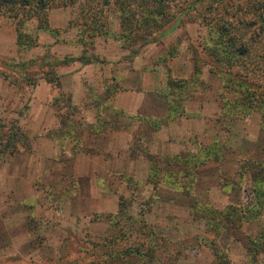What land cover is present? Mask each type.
Returning a JSON list of instances; mask_svg holds the SVG:
<instances>
[{
	"label": "rangeland",
	"instance_id": "obj_1",
	"mask_svg": "<svg viewBox=\"0 0 264 264\" xmlns=\"http://www.w3.org/2000/svg\"><path fill=\"white\" fill-rule=\"evenodd\" d=\"M79 9V5L55 8L52 22L53 10L50 12V27L57 32L38 30L36 19L27 22L25 31L39 39V44L29 49L18 47L15 20L8 16L0 19V124L5 125L2 135L16 124L29 135L33 145L32 149L21 147L16 152L0 150V264L96 263L106 258L110 247L119 249L148 241L150 228L156 234L153 264H213L212 238L227 252L231 264H251L245 237L225 229L210 232L207 218L198 209L206 204L221 210L229 203H251L252 177L246 175L242 179L238 171L244 159L264 157L261 112L255 110L240 116L232 109L235 116H228L224 112L226 92L221 76L210 69V63L202 65V74L195 76V50L204 59V45L210 42L209 28L202 22L185 18L175 30L140 47L134 56L137 65L160 70L158 77L149 72L154 85L165 84L167 67L171 74L175 72L177 80L192 82L188 91L189 114H183L189 118L193 109L202 114L193 131L182 132L177 127V132L169 131V136L164 131L156 134L153 132L159 128L157 123L120 117L108 108L106 121L120 117V125H110L105 135L97 136L89 126L96 119V108L73 111L68 107L69 94L64 93L59 102H53L60 119L65 117L74 124L79 116L82 123L78 127L60 123L61 132L36 133L33 104L42 72L37 71L38 64H32L27 75L34 83L26 82L21 72L25 69L17 70L15 63L82 54L84 47L77 43L78 27L69 22ZM112 27L118 28L116 18ZM122 45L112 37L101 36L95 39L90 51L104 59L117 56L126 67L134 66V60L124 57L130 49ZM138 46L139 42L134 44ZM101 85L94 86V90L99 92ZM109 92L104 90L105 97ZM56 93L58 97L59 91ZM113 128L121 130L117 138L113 137ZM46 137H51V142H46ZM167 137L171 139L165 150L162 139ZM72 139H83V151L75 150ZM215 140L222 147L223 158L196 169L192 194L167 183L157 188L148 183V153L163 156L164 150L196 152L198 147ZM123 202L128 206L118 215ZM142 219L147 223L143 227ZM112 220L118 221L117 227H112ZM262 227L264 211L260 218L243 225L242 230L255 236ZM259 258V264H264V253Z\"/></svg>",
	"mask_w": 264,
	"mask_h": 264
},
{
	"label": "trees",
	"instance_id": "obj_2",
	"mask_svg": "<svg viewBox=\"0 0 264 264\" xmlns=\"http://www.w3.org/2000/svg\"><path fill=\"white\" fill-rule=\"evenodd\" d=\"M78 5L80 9L69 22L72 26L78 27L77 43L84 47L83 53L77 56L66 55L63 58L45 56L30 61H19L15 64L17 70L19 67L25 69L21 70L22 74H25L23 80L26 82L33 80L31 83H34V79L27 75V70L32 64H38L37 71L42 72L39 77L45 78L53 87L60 88L61 75L57 71L60 66L76 61L83 64L104 61L90 51L97 37H112L123 43V48L130 49V53L124 56L125 59L133 61L140 47L157 42L161 36L175 30L185 18L198 20L209 28L210 42L204 45V59L201 58L200 52L195 50V76L202 74V65L210 63V69L222 78V87L226 92L223 94V102L227 106L225 114L247 116L255 110L259 111L262 115L261 130L264 131V0H0V19L8 16L15 20L18 47L29 49L37 46L39 39L38 36L34 37L25 31L27 22L36 19L38 30L57 32L50 27V12L55 8H75ZM115 18L118 20L117 29L112 27ZM138 42L139 46L134 47ZM5 77L9 78L7 75ZM14 81L18 82L17 79ZM118 84L119 81L107 88L110 95L116 91ZM191 86L192 82L189 79L177 80L171 77L168 81L171 107L169 116L165 120L145 118L143 121H153L160 127L171 117L180 115L182 104L189 99L188 91ZM61 96H64L63 92L54 100L59 102ZM68 102V107L75 111L77 108L72 105L70 96ZM232 109L236 110L235 115ZM76 118L77 121L71 124V121H66L65 117H62L61 123L68 122L71 127H78L79 123H82V118L79 116ZM115 123L99 118L92 128L106 129ZM4 127L5 125L0 124L2 152H16L21 147L26 150L33 148L31 138L19 126L12 124L8 134L2 135ZM60 127L56 132H61ZM71 133L72 131L69 134ZM67 137L70 138L69 135ZM73 142L79 149L83 147L80 139ZM148 154L151 162L148 183L153 188L159 187L161 183H167L188 194L193 192L192 186L197 177L196 169L223 158L222 147L217 140L207 146L198 147L196 152L188 150L163 156ZM238 174L242 179L246 175L252 177L251 190L254 198L251 203L240 205L229 203L221 210L206 204L199 206L198 209L201 216L207 218L210 232L219 233L225 229L232 235H243L249 251V261L251 264H259V255L264 253V227L255 236L245 233L242 227L263 215L264 157L244 159ZM127 206L125 202L120 204L117 214H122ZM142 220L143 227L147 223ZM111 225L113 228L117 227L118 221L112 220ZM148 236V241L135 245L119 249L110 247L106 250L105 259L89 264H153L156 234L152 228L149 229ZM210 240L211 246L214 247L213 264H231L227 252L222 250L216 238Z\"/></svg>",
	"mask_w": 264,
	"mask_h": 264
},
{
	"label": "crops",
	"instance_id": "obj_3",
	"mask_svg": "<svg viewBox=\"0 0 264 264\" xmlns=\"http://www.w3.org/2000/svg\"><path fill=\"white\" fill-rule=\"evenodd\" d=\"M53 12L54 10L50 15L51 22L54 16ZM116 57L108 56L104 59V56H100V59L106 60V62L96 61L83 64L76 61L60 66L57 71L61 75V87L57 88V91H59V93L63 92L69 94L72 105L77 109L80 108L84 111V109H89L90 107L96 108V119L92 120L89 126L98 122L99 118L105 119V110L108 108L110 112L122 115L120 117L128 116L132 119H136V121L139 120L140 123H143V119L145 118L165 120L169 116L171 109L168 96L170 91L168 81L171 77L176 78L175 72L171 74V72L167 70L168 74L165 84L160 85V82H158L157 85H154V82H152V80L150 81L151 77L149 72H152V74L157 73V71H160L158 68H148L146 66L137 65V59L134 60V66L126 67L123 60ZM158 75L159 73L156 74L157 77ZM117 81H119V84L116 91H113L112 95L108 93V97H105L104 90L106 91L108 87L114 86ZM101 83V90L99 92L98 90H94V86H99ZM35 88V96L37 97H34L36 101H34L33 104V114L36 120L34 126L37 134L45 135L48 134L50 130L54 131L56 128L60 127V115L53 104L57 96L56 94L58 93H56L57 91L54 90L45 78L39 79ZM189 99L182 104L180 115L171 117V119L159 127L160 129L158 128L157 131L153 133L157 134L158 132L159 134L164 131L169 136V131L176 133L177 127L182 132H188L189 129L193 131V125L200 124L202 114H199V111L194 112L195 109H193V114L189 118L185 117L183 113H188L189 107L191 106V101ZM101 100L104 102L101 103ZM120 117L116 118V123L112 127H115V125L118 127L120 125ZM178 120L184 121V124L179 123ZM106 129H93V134L97 136L100 134L105 135ZM113 130V137L116 136L115 138H117V134L121 133V130L114 128ZM71 134H73V132ZM44 139H46V142H51L52 138L46 137ZM170 139V137H167L166 140L162 139L165 144V150L169 148L168 143ZM70 142L75 147V150L83 151V149H79L73 141ZM38 150L39 149L36 151ZM165 150V155L176 154Z\"/></svg>",
	"mask_w": 264,
	"mask_h": 264
}]
</instances>
